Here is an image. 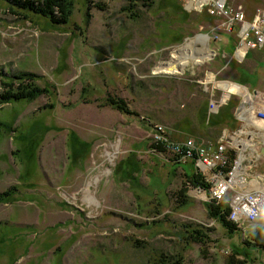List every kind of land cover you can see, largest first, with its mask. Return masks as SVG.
<instances>
[{
	"label": "rangeland",
	"instance_id": "374dc122",
	"mask_svg": "<svg viewBox=\"0 0 264 264\" xmlns=\"http://www.w3.org/2000/svg\"><path fill=\"white\" fill-rule=\"evenodd\" d=\"M92 1L67 0L68 21L58 25L0 0V195L10 194L0 200V264H264V251L246 246L258 223L246 235L228 232L211 215L220 201L204 202L192 187L185 194L192 162L152 151V124L180 141L236 129L235 101L211 113L194 82L211 71L220 88L223 70L264 92V50L233 61L237 33L189 0H155L147 12L140 0L132 13L123 10L129 0ZM228 6L250 16L264 0ZM176 52L217 57L158 73ZM255 172L264 174V158Z\"/></svg>",
	"mask_w": 264,
	"mask_h": 264
},
{
	"label": "built area",
	"instance_id": "2783aa9c",
	"mask_svg": "<svg viewBox=\"0 0 264 264\" xmlns=\"http://www.w3.org/2000/svg\"><path fill=\"white\" fill-rule=\"evenodd\" d=\"M228 2L189 0L194 9L207 10L215 19L226 20L219 27L227 33H237L238 45L233 61L243 63L251 51L264 50V10L257 9L250 16L243 10L234 13L229 10ZM211 53L217 57L216 52ZM222 72L220 88H216L218 77L211 71H206V76L198 78L194 84L202 85L209 96L211 113L218 114L235 101L236 129L223 130L219 140L212 144L191 137L182 142L175 141L182 148L174 145L173 152L183 163L192 162L196 172L203 175L207 188L198 185L192 189L204 202L221 201L230 196L229 220L242 228L246 235L248 227L264 217V174L255 172L263 159L264 92L252 93L249 88L222 78ZM230 86L234 89H228ZM157 138L159 141L166 138V131L161 133L158 130Z\"/></svg>",
	"mask_w": 264,
	"mask_h": 264
},
{
	"label": "trees",
	"instance_id": "16d2710c",
	"mask_svg": "<svg viewBox=\"0 0 264 264\" xmlns=\"http://www.w3.org/2000/svg\"><path fill=\"white\" fill-rule=\"evenodd\" d=\"M8 2V4L12 5V7L16 8V10H20L22 11H28L30 13H34L36 15H40L46 18H49L52 23L54 24H66L68 21V11H65L64 8L66 7L65 3H67V0H3ZM89 7L94 8V2L92 0H87ZM136 1V2H134ZM133 4L131 3L132 1L129 0V5L128 8L123 9L124 11L127 12H131L132 9H134L135 7H137V1L139 2L140 0H134ZM143 5L145 7H147V10H145V12L149 11L150 9H153L152 7L154 6L155 0H142ZM90 9V8H89ZM60 12V13H59ZM144 12V13H145ZM132 13V12H131ZM59 14H61L59 16ZM46 91V90H45ZM44 90H37L33 93H29L28 96H26L25 94H23V92H18V93H11L8 94L7 96H2V101L4 103L9 102V101H13V100H22V99H34L35 97H39L41 96V93L43 94ZM209 97V96H208ZM114 105H117L116 103H114ZM119 109L121 111H124V108L119 107ZM207 110V108H206ZM221 113V112H220ZM204 117L207 118V115L204 114ZM145 120V119H144ZM155 125L152 124L153 130L155 132L158 133V129L154 128ZM159 126L161 127H165V131H166V138H162L161 141L158 142V144L153 145L152 146V151L153 153H155V155H159L161 158H163L164 156H167L166 158L168 160H166L169 163H172L174 165H182V164H188V163H183L182 161L177 159V155L173 152L174 149V145H177L175 143L176 142H182L178 139H176L174 136H172V130L171 128L164 126L162 124H160ZM191 138H193L194 140L198 141V142H204L206 144H212L216 141L219 140L220 136L218 135L217 138H201L196 137L194 135H190ZM174 141V142H173ZM173 143V144H171ZM169 144H171L170 146H168ZM177 147H179L177 145ZM179 148H182L181 146ZM171 149V150H170ZM234 156H232L233 159ZM186 180H187V188L188 190H185V194H187L188 191H190L191 187L194 186H202V187H206L207 188V184L205 183V181L203 180V178L201 177L200 174H198L197 172H195L192 175H188L185 171L184 173H182ZM185 185V183H184ZM185 188V187H184ZM10 194L5 193L3 196L0 195V200L5 199V198H9ZM230 196H225V198L223 200L220 201L218 206H211L210 205V211H211V215L215 218V222H218L219 224H221L228 232L230 233H235L236 231L240 230L239 227L231 222L229 220V214L231 212V208H230ZM202 203V201H199ZM188 203V202H187ZM185 204V203H184ZM247 245L249 248H256V249H260L264 251V217L258 222L257 225H255V228L252 229L249 234H247ZM246 240V239H245ZM233 250V249H232ZM239 252L236 256H242L245 257V259H247V255L245 254V252H242L244 250L242 249H238ZM245 255L243 256L242 255ZM179 261V260H178ZM248 261L245 260L241 261V262H237V261H233L232 264H247ZM178 264H182L181 262H178Z\"/></svg>",
	"mask_w": 264,
	"mask_h": 264
},
{
	"label": "bare ground",
	"instance_id": "6f19581e",
	"mask_svg": "<svg viewBox=\"0 0 264 264\" xmlns=\"http://www.w3.org/2000/svg\"><path fill=\"white\" fill-rule=\"evenodd\" d=\"M208 40H209L208 35H202V36L197 37V41H199L203 44H206L208 42ZM174 56L176 57V59L178 58L177 62L164 63L163 65L159 66V68L157 69V72L158 73H164V74H171V75L176 74V73L177 74L181 73L183 71L184 67L188 65V59L194 57V55L192 53L190 54V52L186 53V55L183 52H176L174 54ZM209 56H212V53L211 54L210 53H204V55H201L200 58H197L198 56L196 57V55H195L194 58H195L196 62L199 63V62H201V60L203 58H206ZM261 153H262V156L264 158V153L263 152H261ZM91 201L92 200L90 199L89 202H91ZM245 228L247 229V226ZM239 229H242V228H239Z\"/></svg>",
	"mask_w": 264,
	"mask_h": 264
},
{
	"label": "water",
	"instance_id": "95a60500",
	"mask_svg": "<svg viewBox=\"0 0 264 264\" xmlns=\"http://www.w3.org/2000/svg\"><path fill=\"white\" fill-rule=\"evenodd\" d=\"M262 152L264 153V150H262ZM244 234V233H243ZM244 238V237H243Z\"/></svg>",
	"mask_w": 264,
	"mask_h": 264
}]
</instances>
